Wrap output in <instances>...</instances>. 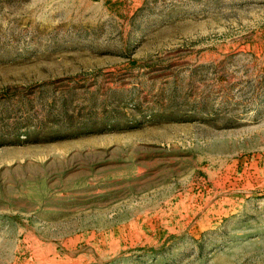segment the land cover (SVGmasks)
I'll return each instance as SVG.
<instances>
[{
    "label": "rangeland",
    "instance_id": "obj_1",
    "mask_svg": "<svg viewBox=\"0 0 264 264\" xmlns=\"http://www.w3.org/2000/svg\"><path fill=\"white\" fill-rule=\"evenodd\" d=\"M0 264H264V0H0Z\"/></svg>",
    "mask_w": 264,
    "mask_h": 264
}]
</instances>
